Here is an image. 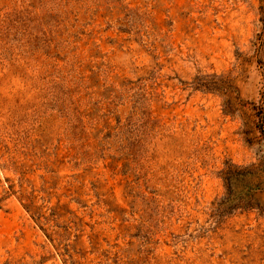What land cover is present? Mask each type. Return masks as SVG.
<instances>
[{"label": "rangeland", "instance_id": "1", "mask_svg": "<svg viewBox=\"0 0 264 264\" xmlns=\"http://www.w3.org/2000/svg\"><path fill=\"white\" fill-rule=\"evenodd\" d=\"M264 0H0V264H264Z\"/></svg>", "mask_w": 264, "mask_h": 264}, {"label": "trees", "instance_id": "2", "mask_svg": "<svg viewBox=\"0 0 264 264\" xmlns=\"http://www.w3.org/2000/svg\"><path fill=\"white\" fill-rule=\"evenodd\" d=\"M252 108L256 111L260 136L264 139V109L261 106L255 104H252Z\"/></svg>", "mask_w": 264, "mask_h": 264}]
</instances>
